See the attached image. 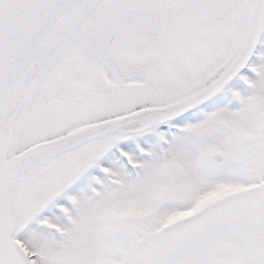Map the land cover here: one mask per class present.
<instances>
[{
    "label": "snow or ice",
    "instance_id": "1",
    "mask_svg": "<svg viewBox=\"0 0 264 264\" xmlns=\"http://www.w3.org/2000/svg\"><path fill=\"white\" fill-rule=\"evenodd\" d=\"M0 264H264V0H0Z\"/></svg>",
    "mask_w": 264,
    "mask_h": 264
}]
</instances>
